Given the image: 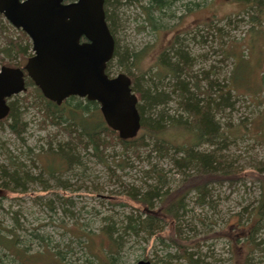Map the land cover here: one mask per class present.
I'll return each mask as SVG.
<instances>
[{
	"label": "rangeland",
	"instance_id": "374dc122",
	"mask_svg": "<svg viewBox=\"0 0 264 264\" xmlns=\"http://www.w3.org/2000/svg\"><path fill=\"white\" fill-rule=\"evenodd\" d=\"M259 1L264 7V0H175L166 17L153 14L154 28L139 8L146 0L115 9L118 56L125 50L140 53L137 74L164 73L165 64H157L160 54H167L166 64L173 63V50L180 46L189 59L181 77L192 74L183 76L190 91L199 98L226 99L213 114L224 131L223 141L194 147L224 159L231 169L225 176L176 168L175 153L158 156L147 136L146 145L138 149H124L114 138L100 158L78 149L68 166L54 154L57 144L68 139L58 127L44 123L36 87L26 85L16 95L15 109L24 128L16 136L0 125V264L24 261L14 250L31 264H190L181 255L174 257L179 254L172 241L176 238L186 254L192 253L193 264H264V213L258 226L253 221L264 182V127L259 121L264 114V12L256 8ZM19 36L0 16V50L7 45L5 38ZM18 62L21 68L26 60H11L0 51V68L17 67L13 65ZM107 72L111 77L127 74L117 57ZM194 76L201 79L197 88ZM139 81L145 85L144 79ZM154 84L166 101L154 112L147 109L146 117L159 120L172 145L193 147L192 135L169 127L181 112L167 79ZM14 170L17 185L4 177ZM199 185L208 195L203 204L193 192ZM149 187L168 193L163 205L181 200L180 220L163 218L153 227L140 228L161 207L159 198L149 208L136 199Z\"/></svg>",
	"mask_w": 264,
	"mask_h": 264
},
{
	"label": "trees",
	"instance_id": "16d2710c",
	"mask_svg": "<svg viewBox=\"0 0 264 264\" xmlns=\"http://www.w3.org/2000/svg\"><path fill=\"white\" fill-rule=\"evenodd\" d=\"M140 1L141 0H104L105 18L112 35L114 33L113 31L117 21L115 9L122 4H133L137 2L139 3ZM174 1L175 0H146L144 4H140L139 8L141 13L144 14V20L152 28H154L155 18L153 17V14L157 13L160 18H163L164 16L166 17ZM256 8L260 13L264 12V7L260 1L256 2ZM256 20L257 18L252 16V21ZM19 34L20 38L18 40L5 38L7 45L3 50H0L3 51L5 56L11 60L14 57H21L22 59L26 60L31 56V53L27 54L28 51L31 52L29 39L22 31H19ZM117 51L118 50L115 45L113 58L117 57L118 66L127 70L126 76L129 78L131 89L138 100L137 109L140 115V128L138 132H141V134L139 136L136 134V136L130 140H121L117 133L112 131L105 124L96 102H89L85 99L79 100L80 98L78 99L77 97H70L64 100L62 104L58 106L46 100L41 95L39 89L36 88L38 96L43 103L44 123L58 127L68 139L67 142L57 144V150L54 154L58 156L59 159L65 161L68 166H70L71 163L75 162L74 160H76L74 157H76V151L78 149H89L92 155H94L96 158H100L103 150L111 145L112 139L114 138L124 149H138L146 145L145 138L147 136V140H151L152 142L153 151L158 154V156L167 157L170 153H175L174 156H176V158L173 159V164L176 168H183L187 170L192 168L197 174H203L205 176L221 174L225 176L227 173H229L231 171L230 167L226 166L224 159L217 158L215 152L206 150L201 152L194 149L195 146L199 147L201 145H208L210 147L215 146L217 143L223 141L224 131L223 129L220 130L217 127L216 123L214 122L213 114L215 111H217V109L223 106V102H225L226 99L223 97V95L220 96L219 100L213 98L210 95H208L206 98H199L197 95H195L196 92L194 93L190 91L189 82H187L183 76L192 77V74L188 73L181 77L182 72L184 70H188L189 66V59L186 55V52H184L180 46L179 49L173 50L175 54L173 58L174 62L170 64L165 63L167 54L162 52L160 54V58L163 62L159 60V63L157 64H165L166 67L164 68V73L161 72V74H153L154 76H146V73L143 74L142 72H139L137 74L136 71L139 70L137 63H139L138 61L141 57L140 53H132L125 50L120 51L118 56ZM8 65L12 67L11 64ZM13 66L19 67L21 65L18 62ZM108 66L109 63H107L105 72L109 76L107 72ZM238 67H240L239 64L235 69V73ZM131 70H135L137 75L132 76L130 73ZM207 75L208 74L206 72H202L201 78L207 80ZM197 77L198 76L193 77L196 83L194 86L196 88L198 87L197 85L201 80ZM139 79H144L143 82L145 85L141 84ZM155 79L160 82L167 79L168 85L172 89L170 94L177 97L175 102L181 112L180 117L169 127L192 135L194 142L193 147L187 145H172L165 138L164 135L166 130L160 125L161 123L159 120L156 119L150 121L146 117L147 109H150L154 112L158 105L166 101V96H164V94L161 93L158 87L154 84L156 81ZM207 83L209 87L212 88V82L209 80ZM26 85H33V83L29 79H26L25 86ZM12 99L13 98L9 99L8 102L10 108L9 113L5 119L0 120V125L6 124L14 135L19 136V133L24 128V124L20 122L17 109H15V104L19 98L17 99L15 96L14 100ZM259 121H261V124L264 127V114L260 116ZM51 149L52 148L49 145L48 151H51ZM58 163L60 164L61 162ZM4 177L9 184H19L17 170H14L10 174H5ZM158 177L160 176L158 175ZM158 183L160 185L161 182L158 181ZM158 191L159 190L156 187H149L147 192L140 195V198H136L137 196L134 194L136 192L132 191V198L138 199L141 204L148 206V208L152 206V200L159 198L161 201V207L156 210L158 215L154 217L149 214L144 219V221L140 222V228H144L146 224H150L153 227L157 223H160L163 218H171L176 221H178V219L180 220L178 214L180 212L181 200L174 199L168 204L163 205V203L167 202L166 199L168 197V193L165 192L158 194ZM193 192L196 196V202L198 204H203L204 200L208 196L205 186L199 185L194 188ZM253 213L254 226H258V223L261 222L262 215L264 213V182H262V190L259 196L258 206L254 209ZM178 232L180 231L178 230ZM172 241L177 246V251H179V254L177 256L174 255V257L178 258L179 255H181L190 264H193L192 253L186 254L185 248L181 246V242L178 241L177 238ZM12 242L13 240L9 241V243ZM109 251H111V248H109ZM14 253L15 256L17 255L18 257H24V261L18 259L19 264H31L30 261L26 260V256L19 254L20 251L14 250L13 254Z\"/></svg>",
	"mask_w": 264,
	"mask_h": 264
},
{
	"label": "water",
	"instance_id": "95a60500",
	"mask_svg": "<svg viewBox=\"0 0 264 264\" xmlns=\"http://www.w3.org/2000/svg\"><path fill=\"white\" fill-rule=\"evenodd\" d=\"M104 0H0V14L29 39L32 55L23 67L0 68V120L8 101L29 79L48 101L70 97L96 102L108 128L130 140L140 128L138 100L124 73L105 72L115 41L105 21ZM136 264H150L138 261Z\"/></svg>",
	"mask_w": 264,
	"mask_h": 264
},
{
	"label": "flooded vegetation",
	"instance_id": "af4514ba",
	"mask_svg": "<svg viewBox=\"0 0 264 264\" xmlns=\"http://www.w3.org/2000/svg\"><path fill=\"white\" fill-rule=\"evenodd\" d=\"M72 1H75V0H72ZM72 1H68V0H67V2H72ZM103 10H104V3H103ZM0 15H1V14H0ZM104 15H105V10H104ZM1 16H2V15H1ZM2 17H3V16H2ZM3 18H4V17H3ZM105 21H106V18H105ZM8 24H9V23H8ZM106 24H107V22H106ZM9 25H10V24H9ZM10 26H11V25H10ZM107 26H108V24H107ZM11 27H12V26H11ZM15 30H16V29H15ZM19 31H21V30H19ZM26 37H27V36H26ZM27 38H28V37H27ZM30 45H31V44H30ZM31 55H32V53H31ZM28 58H29V57H28ZM28 58H27V59H28ZM27 59H26V60H27ZM25 63H26V62H25Z\"/></svg>",
	"mask_w": 264,
	"mask_h": 264
}]
</instances>
